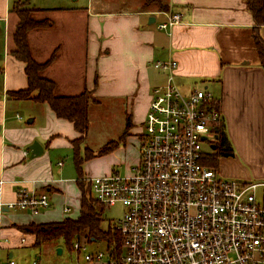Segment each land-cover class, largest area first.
Returning a JSON list of instances; mask_svg holds the SVG:
<instances>
[{
	"label": "crops",
	"instance_id": "obj_1",
	"mask_svg": "<svg viewBox=\"0 0 264 264\" xmlns=\"http://www.w3.org/2000/svg\"><path fill=\"white\" fill-rule=\"evenodd\" d=\"M21 1L22 7L35 8L37 18L47 14L52 21L31 30L28 40L38 61L46 60L58 48L57 57L45 71L56 81L58 92L72 95L85 88L92 90L125 120L124 133L112 140L117 142L115 148L85 161L88 184L93 176L108 174L111 166L123 160L140 162L152 90L166 79L157 62L170 59L178 62L175 81L184 93L202 88L217 98L233 155L236 149L247 160L257 161L260 169L256 173L264 178V67L253 37L257 28L264 39V26L256 27L244 0H89L83 8L76 7V0ZM18 2L0 0V203L15 201L18 189L24 188L48 193L50 206L38 212H0L3 264L13 260L14 248L35 245V235L18 226L76 218L82 203L74 144L81 135L74 123L58 117L48 103L8 95L28 84L24 61L12 54ZM174 13L181 16L180 22L160 28ZM79 21L85 25L86 39L82 63L76 64ZM35 142L38 154L30 147ZM77 147L83 155L86 148L82 144ZM233 155L222 156L219 162ZM231 168L223 171L228 177L248 178L246 171ZM48 243L65 245L61 241ZM3 249L8 252L6 262L1 259Z\"/></svg>",
	"mask_w": 264,
	"mask_h": 264
},
{
	"label": "built area",
	"instance_id": "obj_2",
	"mask_svg": "<svg viewBox=\"0 0 264 264\" xmlns=\"http://www.w3.org/2000/svg\"><path fill=\"white\" fill-rule=\"evenodd\" d=\"M180 20L169 14L159 27ZM157 66L166 79L152 90L140 162L131 173L90 179L100 203L123 206L113 223L120 251L91 250L89 241H76V264H264V201L257 198L264 182L224 178L206 163L203 143L212 148L214 127L222 121L217 98L202 88L184 93L175 81L177 60ZM2 185L0 179V191ZM49 206L48 193L20 188L15 201L0 203V212Z\"/></svg>",
	"mask_w": 264,
	"mask_h": 264
},
{
	"label": "trees",
	"instance_id": "obj_3",
	"mask_svg": "<svg viewBox=\"0 0 264 264\" xmlns=\"http://www.w3.org/2000/svg\"><path fill=\"white\" fill-rule=\"evenodd\" d=\"M16 13L19 22L13 34L14 48L12 54L24 61L25 71L28 78L27 87L9 91L8 95L15 99H32L39 103H48L58 117L65 118L74 123L81 137L74 140L76 143L75 165L77 171V183L82 193L80 214L76 218L66 217L61 221L47 223H29L18 226L24 232L33 233L36 237L35 245L46 242L61 241L72 249L76 241L85 239L105 240L107 249L117 255L121 248V234L117 227L104 215V206L93 195L91 183H87L83 165L86 160L104 155L112 151L117 145L116 141L103 144L97 152L85 150L81 155L78 151L80 140H84L89 131V109L92 103H99L92 90L85 88L81 92L72 95L60 94L56 81L45 75L46 69L57 57L58 48L44 61H38L32 55L28 33L31 30L42 29L51 24L50 18H37L35 8L22 7L18 0ZM150 2L152 0H149ZM250 9L256 27L264 26V0H244ZM254 43L257 49L259 61L264 67V39L260 36L257 28H254ZM219 104V103H218ZM130 119L127 126H130ZM216 133V147L205 153L206 163L219 169V160L222 156H231L234 153L232 144L225 130V122L222 120L214 127Z\"/></svg>",
	"mask_w": 264,
	"mask_h": 264
},
{
	"label": "rangeland",
	"instance_id": "obj_4",
	"mask_svg": "<svg viewBox=\"0 0 264 264\" xmlns=\"http://www.w3.org/2000/svg\"><path fill=\"white\" fill-rule=\"evenodd\" d=\"M24 1V0H23ZM66 3H75L73 0H63ZM89 0H76V7L83 8L89 3ZM95 3L101 2L100 0H94ZM36 12H34L35 14ZM47 14H44L43 18H48ZM85 25L83 21L76 22V64L77 62L82 63V57L85 50L84 34ZM57 36V31H54L53 37ZM97 100L100 98L95 97ZM101 101V100H100ZM109 102H99L92 103L89 109V131L87 137L84 140H80L79 144H82L86 150L89 152H97L98 149L106 142L112 141L113 139H118L121 134L124 133V123L125 120L116 110L110 106ZM145 131V126H144ZM146 132V131H145ZM211 138H214V134H209ZM216 146V144H215ZM203 149L205 152L212 151L211 145L208 140L203 143ZM226 160V161H225ZM220 170L221 175L224 178H229L224 172L226 168L236 169L238 171H246L248 182H259L264 181V178L259 177L256 173L260 166L257 161L247 160L240 152L236 151L232 158L221 159ZM138 163H128L123 160V162L114 164L111 166L109 173L118 172L121 175L131 173L132 169L137 166ZM224 171V172H223ZM108 173V174H109ZM257 198L260 202L264 201V186H260L257 190ZM123 206L121 203H117L110 207H105L104 215L107 220L115 223L122 216ZM77 214V212H76ZM84 240V239H82ZM58 248L62 249L59 253ZM89 248L91 250H106L107 242L105 240L91 241L89 243ZM14 252L11 259H13L16 264H33L34 261L40 264H70L76 262L77 252L75 249L69 250L67 246L60 245L59 247L54 246L51 243H43L42 245H24L16 247L12 250ZM7 250L3 249L1 252V259L6 262L8 258Z\"/></svg>",
	"mask_w": 264,
	"mask_h": 264
},
{
	"label": "water",
	"instance_id": "obj_5",
	"mask_svg": "<svg viewBox=\"0 0 264 264\" xmlns=\"http://www.w3.org/2000/svg\"><path fill=\"white\" fill-rule=\"evenodd\" d=\"M30 147H31L32 150H33V154H34V153H36V154L39 153V151L36 149V142H35L34 144H32ZM215 147H216L215 144L212 145V148H213V149H215ZM58 251L61 252L62 249H61V248H58Z\"/></svg>",
	"mask_w": 264,
	"mask_h": 264
}]
</instances>
